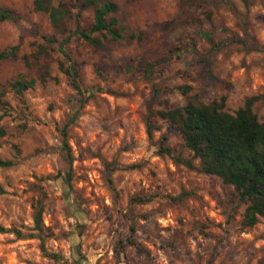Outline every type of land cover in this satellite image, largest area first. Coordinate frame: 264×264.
Masks as SVG:
<instances>
[{
	"label": "rangeland",
	"instance_id": "obj_1",
	"mask_svg": "<svg viewBox=\"0 0 264 264\" xmlns=\"http://www.w3.org/2000/svg\"><path fill=\"white\" fill-rule=\"evenodd\" d=\"M34 1L0 0L18 15L0 21V51L16 45L0 59V156L13 161L0 167V224L36 233L39 204L47 254L36 237L0 231V264H258L263 219L242 224L233 187L201 172L156 111L224 96L233 112L257 95L252 110L264 123V0H111L116 11L105 19L125 36L93 32L97 46L74 32L75 20L91 26L82 0H52L70 9L59 31ZM69 64L79 90L63 72ZM15 79L33 83L16 92Z\"/></svg>",
	"mask_w": 264,
	"mask_h": 264
},
{
	"label": "trees",
	"instance_id": "obj_2",
	"mask_svg": "<svg viewBox=\"0 0 264 264\" xmlns=\"http://www.w3.org/2000/svg\"><path fill=\"white\" fill-rule=\"evenodd\" d=\"M245 2V0H242ZM85 6L91 7L92 22L88 29L79 26L75 20L74 32L79 38L92 45H99V38L92 35L96 32L107 35L111 39H119L125 36L124 33L115 27L116 20L111 17L105 19L107 14L116 11V4L111 0H82ZM34 8L47 13L50 26L59 31L62 24L70 14V9L65 2L59 1L56 4L52 0H36ZM77 16V13H75ZM18 15L13 11L0 6V21H16ZM128 37H133V33H127ZM70 38L66 35L58 40V48L62 50L63 44ZM46 42L55 41L53 37L42 36ZM16 45L7 47L0 51V59L15 56ZM44 52V48L39 45L38 53ZM148 66L146 67V69ZM63 72L72 78L73 86L79 90L75 80L76 72L69 64ZM33 83V79H15L10 83L12 89L20 92ZM185 88H187L185 86ZM156 92V90L154 91ZM258 98L257 95L246 97L243 103L233 112L224 109V96L208 102L197 100L195 96L189 97L185 104L158 109L156 111L160 118L173 124L179 132L184 146L191 152V155L198 159V169L201 172L214 174L224 183L230 184L237 196V199L244 203L242 213V224L249 226L254 224L258 218L263 219L264 231V123L261 122L252 105ZM2 103V101H0ZM3 105V104H2ZM150 125L146 123V133L150 134ZM62 145L67 150V159L70 162L68 147L65 143L64 126L60 130ZM3 130L0 125V136ZM163 140V138H162ZM162 153L172 158L175 164H183L192 168L191 160L184 159L180 155H172V151L167 146H159ZM13 164L10 159L0 156V167H7ZM59 175V174H58ZM63 181L69 186V170L62 176ZM151 199L150 195H134L133 201L145 203ZM32 230L36 233L23 234L17 228H5L0 224V231H9L16 238L24 236L36 237L39 240V248L46 253L40 232L43 229L41 224V207L39 204L32 205ZM130 235L125 240L131 243V235L135 232L133 224L128 226ZM123 243L122 241H119ZM47 254V253H46ZM258 264H264V254L258 259Z\"/></svg>",
	"mask_w": 264,
	"mask_h": 264
}]
</instances>
